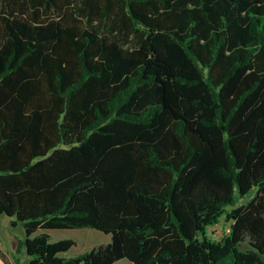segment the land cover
Segmentation results:
<instances>
[{
	"label": "trees",
	"instance_id": "obj_1",
	"mask_svg": "<svg viewBox=\"0 0 264 264\" xmlns=\"http://www.w3.org/2000/svg\"><path fill=\"white\" fill-rule=\"evenodd\" d=\"M0 214L27 264H264V0H0Z\"/></svg>",
	"mask_w": 264,
	"mask_h": 264
},
{
	"label": "rangeland",
	"instance_id": "obj_2",
	"mask_svg": "<svg viewBox=\"0 0 264 264\" xmlns=\"http://www.w3.org/2000/svg\"><path fill=\"white\" fill-rule=\"evenodd\" d=\"M251 195L252 192L248 196H246V198H244L242 202L246 201ZM12 219L13 218L11 216H7L5 214L0 215V220L3 223V226H6L4 229V235H8L9 237L16 236L18 240H22L25 237L24 228L20 223H18L17 225H13ZM227 230H228V222H226L224 220V217L222 216L218 223L207 227V234L213 239H219L224 233L227 232ZM41 231H45L49 233L51 241H57L59 239H66V238L74 240L75 244L68 251L65 252V256L67 257L76 256L78 254L90 250L93 247L106 244L110 241L111 238L110 234H106L97 229L88 228V227L70 228V229L69 228L51 229V230L39 229L35 234ZM245 246H246L245 244L240 245L241 248H244ZM5 249L7 250V247H5ZM5 249L3 246V250ZM20 251L21 252L17 251L19 264H27L28 255L24 253V250L22 251L21 249ZM113 264H134V263L128 260L127 258H121L115 261Z\"/></svg>",
	"mask_w": 264,
	"mask_h": 264
},
{
	"label": "crops",
	"instance_id": "obj_3",
	"mask_svg": "<svg viewBox=\"0 0 264 264\" xmlns=\"http://www.w3.org/2000/svg\"><path fill=\"white\" fill-rule=\"evenodd\" d=\"M5 227L6 226H3V223L0 220V264H19V259L17 256L18 252L16 250L19 240L16 238V236L9 237L8 235H4ZM3 246L4 249L7 247V250H3Z\"/></svg>",
	"mask_w": 264,
	"mask_h": 264
}]
</instances>
